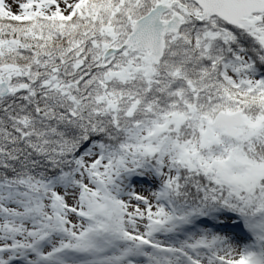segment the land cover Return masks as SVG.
Returning <instances> with one entry per match:
<instances>
[{
  "label": "snow or ice",
  "instance_id": "snow-or-ice-1",
  "mask_svg": "<svg viewBox=\"0 0 264 264\" xmlns=\"http://www.w3.org/2000/svg\"><path fill=\"white\" fill-rule=\"evenodd\" d=\"M0 264H264V0H0Z\"/></svg>",
  "mask_w": 264,
  "mask_h": 264
}]
</instances>
